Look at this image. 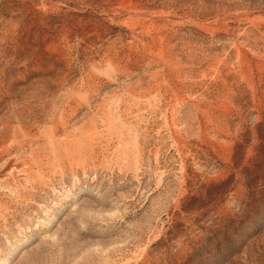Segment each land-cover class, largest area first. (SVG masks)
I'll list each match as a JSON object with an SVG mask.
<instances>
[{"label": "rangeland", "instance_id": "obj_1", "mask_svg": "<svg viewBox=\"0 0 264 264\" xmlns=\"http://www.w3.org/2000/svg\"><path fill=\"white\" fill-rule=\"evenodd\" d=\"M0 264H264V0H0Z\"/></svg>", "mask_w": 264, "mask_h": 264}]
</instances>
